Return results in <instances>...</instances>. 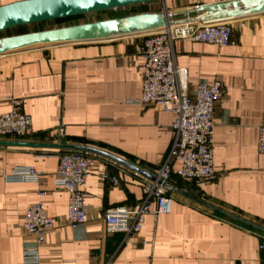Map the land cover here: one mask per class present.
I'll return each mask as SVG.
<instances>
[{
	"label": "crops",
	"instance_id": "0c3cea01",
	"mask_svg": "<svg viewBox=\"0 0 264 264\" xmlns=\"http://www.w3.org/2000/svg\"><path fill=\"white\" fill-rule=\"evenodd\" d=\"M15 1L20 0H0V5ZM219 1L225 0H157L134 6L147 5L140 12L183 11ZM231 25L227 46L174 43L177 65L188 70L190 91L215 78L225 86L215 106L214 178L189 180L176 172L171 177L174 187L204 203L170 190V213L146 215L135 235L108 232L106 211L137 207L145 196L144 183L152 179L91 153L94 165L84 185L87 221L73 229L68 193L54 181L60 153L66 150L0 144V264L22 262L25 243L34 239L23 228L25 213L39 200L40 189L46 191L48 215L56 219L40 247L41 264H264V154L258 151L264 123V13L234 18ZM142 41L141 34H133L0 54V113L11 109L10 97L21 98L34 129L26 136H0V141L87 145L155 175L173 145L174 114L137 102L143 91ZM60 127L65 130L61 139ZM24 165L45 173L40 184L5 180V174ZM105 165L118 184L103 177ZM172 166L178 169L181 163Z\"/></svg>",
	"mask_w": 264,
	"mask_h": 264
},
{
	"label": "built area",
	"instance_id": "2783aa9c",
	"mask_svg": "<svg viewBox=\"0 0 264 264\" xmlns=\"http://www.w3.org/2000/svg\"><path fill=\"white\" fill-rule=\"evenodd\" d=\"M165 27L140 33V47L144 58L142 67V104H157L174 114L172 128L174 141L168 157L155 173V180L143 185L145 196L135 208L117 206L109 208L104 217L108 232L135 235L141 231L145 216L152 213L168 214L172 209L173 196L169 186L176 172L180 177L209 181L215 176L213 134L215 106L225 92L224 83L215 78L202 80L195 89L189 90L188 70L176 63L174 43L177 40L214 43L221 47L232 42L231 20L212 22L194 21L181 17ZM11 109L0 113V136H26L34 133L31 115L22 109L23 99L10 97ZM65 135L64 127L58 129V137ZM258 151L264 154V123L259 127ZM181 166L174 169L173 161ZM94 165L91 153L67 150L60 153L55 174L57 189L68 193V219L73 229L86 224V191L84 185ZM44 172L33 165L16 166L5 174L7 182H36L40 184ZM103 177L114 185L118 178L109 173L105 165ZM39 200L32 203L25 213L23 228L34 239L27 241L20 264H41L40 247L46 234L55 229L56 219L46 211V191H38ZM264 248V244L261 245Z\"/></svg>",
	"mask_w": 264,
	"mask_h": 264
},
{
	"label": "water",
	"instance_id": "95a60500",
	"mask_svg": "<svg viewBox=\"0 0 264 264\" xmlns=\"http://www.w3.org/2000/svg\"><path fill=\"white\" fill-rule=\"evenodd\" d=\"M153 1L157 0H20L0 5V54L37 44L100 40L145 33L176 22L180 20L178 19L179 16L189 17L194 21L212 22L264 13V0H225L199 4L183 11L165 9L156 12H140L15 35H1L6 30L17 26L31 25L43 21L118 9ZM0 144L55 148L66 151L77 150L98 154L126 165L152 180L156 179L154 174L149 173L131 161L87 145L63 142L15 141H0ZM169 189L197 202L204 203L187 191L173 186H169ZM209 207L216 209L212 206ZM217 210L224 212L220 209ZM240 220L250 223L243 219Z\"/></svg>",
	"mask_w": 264,
	"mask_h": 264
},
{
	"label": "rangeland",
	"instance_id": "374dc122",
	"mask_svg": "<svg viewBox=\"0 0 264 264\" xmlns=\"http://www.w3.org/2000/svg\"><path fill=\"white\" fill-rule=\"evenodd\" d=\"M146 8H147V5L146 6H142V5L141 6H129L126 8L113 9V10L98 12V13H93V14H84L80 17L72 18L69 20H63L60 22H49V23L47 22V23L42 24V25H31V26L27 27V29L29 31H35L37 28L48 29V28L65 26V25H70V24L89 22V21L100 20V19H105V18L114 17V16L134 14V13L140 12V10H143ZM13 32L14 31L6 32L5 35L12 34Z\"/></svg>",
	"mask_w": 264,
	"mask_h": 264
},
{
	"label": "trees",
	"instance_id": "16d2710c",
	"mask_svg": "<svg viewBox=\"0 0 264 264\" xmlns=\"http://www.w3.org/2000/svg\"><path fill=\"white\" fill-rule=\"evenodd\" d=\"M134 6V5H133ZM113 10V9H111ZM104 11H109V10H104ZM104 11H100V12H104ZM95 13H98V12H95ZM89 14H93V13H89ZM129 15V14H127ZM82 15H78V16H71V17H66V18H60V19H55V20H50V21H43V22H39V23H34V24H31V25H42V24H45V23H49V22H60V21H63V20H69V19H72V18H76V17H80ZM122 16H125V15H122ZM114 17H119V16H114ZM109 18H113V17H109ZM30 25H22V26H17V27H14V28H10L8 30H6L3 34L1 35H4L6 32H11V31H21V33H26V32H30L27 27H29ZM26 28V29H25ZM43 29H46V28H37L35 31H38V30H43ZM20 33V34H21Z\"/></svg>",
	"mask_w": 264,
	"mask_h": 264
}]
</instances>
